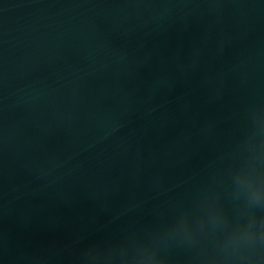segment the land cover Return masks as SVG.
<instances>
[{
    "label": "water",
    "instance_id": "obj_1",
    "mask_svg": "<svg viewBox=\"0 0 264 264\" xmlns=\"http://www.w3.org/2000/svg\"><path fill=\"white\" fill-rule=\"evenodd\" d=\"M251 185L264 0H0V264H246Z\"/></svg>",
    "mask_w": 264,
    "mask_h": 264
},
{
    "label": "clouds",
    "instance_id": "obj_2",
    "mask_svg": "<svg viewBox=\"0 0 264 264\" xmlns=\"http://www.w3.org/2000/svg\"><path fill=\"white\" fill-rule=\"evenodd\" d=\"M245 191L247 198L252 202L264 200V188H261L259 185L248 186ZM174 227L184 232L189 231V225L183 217L178 219ZM240 242H245L248 245L246 252L237 253L236 248ZM262 243H264V225H257L249 221L232 230L229 244L224 251V257L252 264L256 249ZM141 264H163V261L153 256L147 261H142Z\"/></svg>",
    "mask_w": 264,
    "mask_h": 264
}]
</instances>
